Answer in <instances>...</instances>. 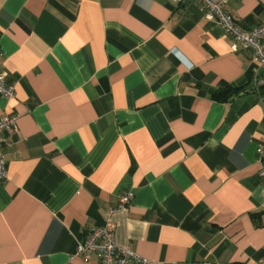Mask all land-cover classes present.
Returning a JSON list of instances; mask_svg holds the SVG:
<instances>
[{"label": "crops", "instance_id": "obj_1", "mask_svg": "<svg viewBox=\"0 0 264 264\" xmlns=\"http://www.w3.org/2000/svg\"><path fill=\"white\" fill-rule=\"evenodd\" d=\"M250 31L264 0L225 9ZM195 0H0V264H100L77 240L114 210L155 264L264 260V86ZM240 89L227 101L212 93ZM134 198L119 209V198Z\"/></svg>", "mask_w": 264, "mask_h": 264}, {"label": "built area", "instance_id": "obj_2", "mask_svg": "<svg viewBox=\"0 0 264 264\" xmlns=\"http://www.w3.org/2000/svg\"><path fill=\"white\" fill-rule=\"evenodd\" d=\"M181 4L185 0H173ZM203 5L206 13L205 19L219 25L226 34L234 40L233 50H250L252 60L257 64L260 75L254 79V88L257 90L264 86V23L257 28L246 31L240 28L233 16L225 9L232 0H195ZM0 96L10 99L15 96L13 87L6 82L5 75L0 74ZM19 116H0V181L8 177L7 162L4 156V147L7 145L6 135L18 132ZM259 155L264 161V145L259 149ZM260 178L264 181V166L259 171ZM134 198L132 190L125 191L119 198V209H126ZM264 204V190L262 193ZM114 210L110 211L104 226L92 229L85 239L77 240L75 256H80L86 261L98 260L100 264H155L154 262L135 254L127 247L117 244L115 238L116 224L113 220ZM264 264V260L261 262Z\"/></svg>", "mask_w": 264, "mask_h": 264}, {"label": "trees", "instance_id": "obj_3", "mask_svg": "<svg viewBox=\"0 0 264 264\" xmlns=\"http://www.w3.org/2000/svg\"><path fill=\"white\" fill-rule=\"evenodd\" d=\"M239 88L233 86H225L212 93V97L217 101H227L234 95L238 94ZM264 159V158H263Z\"/></svg>", "mask_w": 264, "mask_h": 264}]
</instances>
